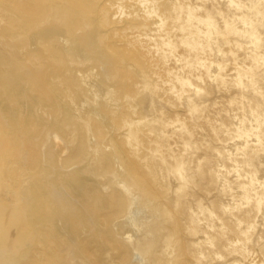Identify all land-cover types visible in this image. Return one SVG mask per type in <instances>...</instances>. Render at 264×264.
<instances>
[{
  "label": "rangeland",
  "instance_id": "1",
  "mask_svg": "<svg viewBox=\"0 0 264 264\" xmlns=\"http://www.w3.org/2000/svg\"><path fill=\"white\" fill-rule=\"evenodd\" d=\"M0 264H264V0H0Z\"/></svg>",
  "mask_w": 264,
  "mask_h": 264
},
{
  "label": "bare ground",
  "instance_id": "2",
  "mask_svg": "<svg viewBox=\"0 0 264 264\" xmlns=\"http://www.w3.org/2000/svg\"><path fill=\"white\" fill-rule=\"evenodd\" d=\"M7 176V175H6ZM16 184V182L14 183L13 182V179H12V175L10 174V173H8V176H7V178H6V181L4 182V186L7 188V186H9L10 184ZM243 187V189L245 188V186H242ZM3 189V188H2ZM5 190V189H4ZM257 208H258V210L260 209V201L258 200L257 201Z\"/></svg>",
  "mask_w": 264,
  "mask_h": 264
}]
</instances>
